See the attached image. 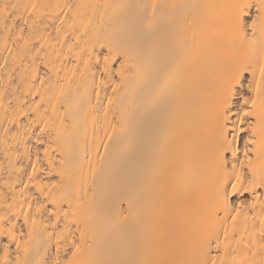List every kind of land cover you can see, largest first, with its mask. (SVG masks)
<instances>
[{
  "label": "bare ground",
  "instance_id": "6f19581e",
  "mask_svg": "<svg viewBox=\"0 0 264 264\" xmlns=\"http://www.w3.org/2000/svg\"><path fill=\"white\" fill-rule=\"evenodd\" d=\"M0 264H264V0H0Z\"/></svg>",
  "mask_w": 264,
  "mask_h": 264
}]
</instances>
